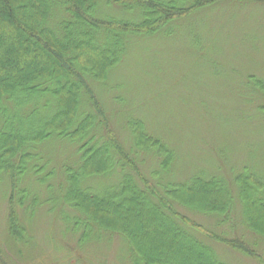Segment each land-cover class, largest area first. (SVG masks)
<instances>
[{
  "label": "trees",
  "instance_id": "obj_1",
  "mask_svg": "<svg viewBox=\"0 0 264 264\" xmlns=\"http://www.w3.org/2000/svg\"><path fill=\"white\" fill-rule=\"evenodd\" d=\"M220 1L0 0V181L8 180L9 242L26 243L28 236L22 177L38 173L41 145L65 141L76 159L59 168L53 201L77 212L60 211L69 233L121 236L133 264H231L214 243L264 264V168L242 163L225 171L220 163L218 172L176 180L175 149L136 116L123 123L112 109L121 137L97 86L134 38ZM248 76L264 116V77ZM102 178L109 183L94 182ZM30 201L41 206L46 198ZM20 263L0 244V264Z\"/></svg>",
  "mask_w": 264,
  "mask_h": 264
},
{
  "label": "rangeland",
  "instance_id": "obj_2",
  "mask_svg": "<svg viewBox=\"0 0 264 264\" xmlns=\"http://www.w3.org/2000/svg\"><path fill=\"white\" fill-rule=\"evenodd\" d=\"M248 75L264 77V3L223 0L134 38L111 77L97 86L120 136L125 132L112 109L123 123L136 116L150 133L175 149L172 174L182 180L196 171L218 172L220 163L225 171L242 163L263 170L264 116L256 107L257 95ZM72 148L65 141L41 145L42 160L33 165L38 173H28L20 181L29 199L26 243L8 241V180L0 181V244L20 264H133L121 236L93 231L90 239H81V233L79 237L69 233L59 219L62 206L53 199L59 194V168L76 159ZM140 167L147 176L146 164ZM31 198H46V203L36 206ZM19 206L15 209L21 218L25 208ZM62 210L77 214L66 205ZM195 219L207 225L201 217ZM214 247L231 264H258L223 244ZM260 254L264 259V252Z\"/></svg>",
  "mask_w": 264,
  "mask_h": 264
}]
</instances>
